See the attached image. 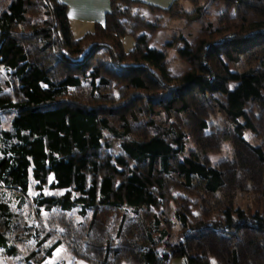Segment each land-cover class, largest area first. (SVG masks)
<instances>
[{
    "label": "trees",
    "instance_id": "16d2710c",
    "mask_svg": "<svg viewBox=\"0 0 264 264\" xmlns=\"http://www.w3.org/2000/svg\"><path fill=\"white\" fill-rule=\"evenodd\" d=\"M186 1L193 11L180 0H109L104 22L75 37L61 0H0L2 255L17 256L16 243L38 232L10 205L33 183L65 191L33 197L36 216L56 212L37 246L57 239L23 264L62 242L91 264H264V214L233 205L238 191L264 198V0ZM210 2L223 5L216 21ZM141 7L202 24L192 40L180 33L153 47L163 26ZM172 46L187 65L179 77L168 71ZM216 112L225 125L211 128ZM224 141L232 158L212 165L206 153ZM171 205L173 241L160 217Z\"/></svg>",
    "mask_w": 264,
    "mask_h": 264
},
{
    "label": "rangeland",
    "instance_id": "374dc122",
    "mask_svg": "<svg viewBox=\"0 0 264 264\" xmlns=\"http://www.w3.org/2000/svg\"><path fill=\"white\" fill-rule=\"evenodd\" d=\"M147 1L156 5H159L153 1L150 0H143ZM172 2V0H171ZM170 2V3H171ZM169 3V4H170ZM167 4V6L169 5ZM180 5L182 9L187 10L189 12L194 10V5L189 3L186 0H180ZM162 6V5H159ZM208 9V18L212 21H216L218 19V14L222 11L223 5L220 3L217 6L215 5V2H210V4L206 7ZM233 11V10H232ZM139 12L142 16H144L146 19L159 23L163 27L159 29L153 36V38L150 41V45L157 48L164 47V44L166 41H173L174 37L178 34H183L188 38V40H192L195 38V36L198 33L199 27L201 26V21H186L185 19H170L169 16L166 14L154 12L147 7H141L139 8ZM94 26V25H93ZM92 26V28H93ZM74 30L75 27H74ZM87 31V30H86ZM85 31V32H86ZM75 32V31H74ZM82 32V31H80ZM82 33L75 32L73 35L75 37L80 36ZM123 42V48L128 51L132 48L133 45V37L131 35H125L122 38ZM168 53V59L170 61L168 66V71L170 75H173L175 77H179L182 73L186 71L187 65L186 63L182 62L181 60L177 59V56L175 54L174 47H169L167 49ZM3 71L0 70V85L4 87L3 85ZM5 91H7L9 88H4ZM0 119L3 120V124L5 127L8 126V120L9 117L7 115L4 116V114L0 115ZM209 124L211 128H220L225 125V121L223 118V114L220 112H216L214 115H212L209 119ZM190 137V136H189ZM244 137L248 139L253 144H258V140H256L252 133H250L249 130H246L244 132ZM194 143L192 139L190 138L187 142V150L194 149ZM207 157L209 158V161L212 165H216L219 161L222 160H229L232 158L233 155V149L229 141H224L218 151L214 152H208L206 153ZM65 191V188L62 189H50V188H42L41 191L38 189L35 184L31 183V187L28 190L26 200L24 203H20L19 200H17L15 197H12V201L10 203L11 209L13 213L15 214V217L17 218L18 222L21 224V227H25L26 225L30 228L36 226L38 229V232L32 229V234L35 233L32 236L25 237V239L18 241L17 247H18V255L14 257H6L0 253V264H23V258L29 255L32 251H35L37 254L33 257V261L36 262L35 259L41 258L42 256V250L44 249L43 246H48L51 243H53L57 237L56 235H50L46 241H44L43 246H37L36 242L41 237H45L47 232L49 231V225L56 226L55 221L53 220L54 216H56V212L50 213H44L42 216H36L34 213V203H33V197L37 195L39 192L43 193H58L62 194ZM192 199V202H194V198L192 196H189ZM259 194L253 193L248 190L244 191H238L235 195V198L233 200L234 207H238L240 209L250 210L252 212L258 211L259 213L264 214V198L260 199L258 198ZM173 205H171V210L164 211L160 217L164 220V224L168 228L169 236L168 240L173 241L174 236L177 233L179 229V223L177 222L176 218L174 217L172 210ZM192 215L189 217V220L192 222L194 221L198 215H199V208L196 204L193 203L191 206ZM73 217L77 220L80 219L76 213H73ZM165 219L169 221L170 224L165 223ZM212 264H217L216 261L211 258ZM91 264L88 261L78 257L72 250L66 246L65 243L59 244L52 252L50 256H47L46 258L41 259V261L37 264ZM169 264H185L184 258L182 257H174L170 260Z\"/></svg>",
    "mask_w": 264,
    "mask_h": 264
},
{
    "label": "crops",
    "instance_id": "0c3cea01",
    "mask_svg": "<svg viewBox=\"0 0 264 264\" xmlns=\"http://www.w3.org/2000/svg\"><path fill=\"white\" fill-rule=\"evenodd\" d=\"M67 6V15L73 34L92 29L95 22L103 23L109 0H61ZM166 7L171 0H150ZM158 5V6H159ZM74 27L76 30H74ZM75 31V32H74ZM82 31V32H80Z\"/></svg>",
    "mask_w": 264,
    "mask_h": 264
},
{
    "label": "snow or ice",
    "instance_id": "6c2138e0",
    "mask_svg": "<svg viewBox=\"0 0 264 264\" xmlns=\"http://www.w3.org/2000/svg\"><path fill=\"white\" fill-rule=\"evenodd\" d=\"M60 231H62V232H63L64 230H63V229H61Z\"/></svg>",
    "mask_w": 264,
    "mask_h": 264
}]
</instances>
